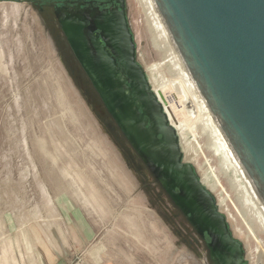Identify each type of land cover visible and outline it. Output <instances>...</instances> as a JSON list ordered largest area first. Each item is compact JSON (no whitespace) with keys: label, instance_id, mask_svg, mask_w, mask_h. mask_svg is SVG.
<instances>
[{"label":"rangeland","instance_id":"1","mask_svg":"<svg viewBox=\"0 0 264 264\" xmlns=\"http://www.w3.org/2000/svg\"><path fill=\"white\" fill-rule=\"evenodd\" d=\"M125 4L137 58L184 159L203 183L208 176L220 211L241 230L245 264H255L264 234L166 63L146 6ZM59 32L28 0H0V264H213L203 239L89 102L58 48Z\"/></svg>","mask_w":264,"mask_h":264},{"label":"water","instance_id":"2","mask_svg":"<svg viewBox=\"0 0 264 264\" xmlns=\"http://www.w3.org/2000/svg\"><path fill=\"white\" fill-rule=\"evenodd\" d=\"M18 2L20 0H17ZM174 56L264 211V0H151ZM102 29L114 63L93 42ZM87 70L130 147L201 238L213 264H245L238 240L137 58L126 4L80 25ZM117 62L126 77L119 76Z\"/></svg>","mask_w":264,"mask_h":264},{"label":"flooded vegetation","instance_id":"3","mask_svg":"<svg viewBox=\"0 0 264 264\" xmlns=\"http://www.w3.org/2000/svg\"><path fill=\"white\" fill-rule=\"evenodd\" d=\"M28 2L38 7L40 14L48 23H56L58 31H60L57 35L58 48H60L59 50L64 58L67 59V63L73 64V66L70 65L73 69L72 72L85 85L82 89H84L89 102L95 111L106 120L108 126L112 129L114 128L122 135L124 141L128 143L106 107L100 93L90 79L85 57V45L90 43V41L86 40L85 33H82L80 29L82 23L86 27H91L93 26L94 20L100 18L108 24H111L115 18L120 17L121 4H125V0H28ZM91 36L93 42L106 50L108 58L114 63L116 58L107 46L102 29L91 30ZM116 65L119 70V76L125 78L126 74L124 73L123 67L118 62ZM202 239L208 245L209 238L206 236Z\"/></svg>","mask_w":264,"mask_h":264},{"label":"bare ground","instance_id":"4","mask_svg":"<svg viewBox=\"0 0 264 264\" xmlns=\"http://www.w3.org/2000/svg\"><path fill=\"white\" fill-rule=\"evenodd\" d=\"M141 2L146 6V8L149 12V15L152 19L154 29H155L157 36H158V42L160 44V49H162V51L165 53L166 63H168V65L170 66V69L173 72L175 79H176L181 91L184 94H186L187 98L189 99L190 103L192 104L194 114L198 117V120H200L201 125L204 127V129L208 133L209 138L211 140L212 148L214 150V154L224 162L226 172L231 174L233 183L235 182V184L239 188L240 192L244 196V200H245V201H243V202H245L244 207L248 208L252 212V216H251L249 221H251V223L254 226H256L259 230H261L262 233L264 234V211L262 210L260 204L258 203L257 199L255 198V196H254L253 192L251 191L249 185L247 184L245 178L243 177V175L240 172L238 166L236 165L234 159L232 158L231 154L229 153L227 147L225 146L223 140L221 139L220 135L218 134V132H217L216 128L214 127L212 121L210 120L208 114L206 113V111L203 108L201 102L199 101L197 95L195 94L194 90L192 89L190 83L188 82L186 76L184 75L183 71L181 70L179 64L177 63V60L174 56V53L171 49V46L168 42V39L165 35V32L162 28V25L159 21V18L156 14V11L153 7L151 0H141ZM143 4H141V5H143ZM146 74H147V72H146ZM147 77H148V74H147ZM158 99L160 100V98H158ZM160 102H161V104H162V106H163V108H164V110H165V112H166V114L170 120V117L168 115L166 107L164 106V104L161 100H160ZM170 122H171V120H170ZM173 127H174V125H173ZM174 129L176 130V132L179 136L177 129L175 127H174ZM179 139H180V137H179ZM182 146H183V149H185V144L184 145L182 144ZM185 159L188 161L187 156L185 157ZM207 177L203 180L204 185L205 184L207 185V182L210 180ZM206 185H205V187L208 189V187ZM208 190L212 193V191L210 189H208ZM218 207H219V205H218ZM219 210H220V208H219ZM228 221L234 229L235 237L236 236L240 237L241 236V233H240L241 230L238 229L234 220L228 219ZM261 251L262 250L257 251L258 256H257V259H254L255 264H258V263L264 264V256H262Z\"/></svg>","mask_w":264,"mask_h":264},{"label":"trees","instance_id":"5","mask_svg":"<svg viewBox=\"0 0 264 264\" xmlns=\"http://www.w3.org/2000/svg\"><path fill=\"white\" fill-rule=\"evenodd\" d=\"M153 178H154V177H153ZM154 180H155V178H154ZM155 182H156V180H155ZM156 183H157V182H156ZM157 184H158V183H157ZM160 188H161V187H160ZM161 191H162L163 194H166L165 191H164L162 188H161ZM182 215H183V214H182ZM183 216H184V215H183ZM184 217H185V216H184ZM185 218H186V217H185ZM188 222H189V221H188Z\"/></svg>","mask_w":264,"mask_h":264}]
</instances>
